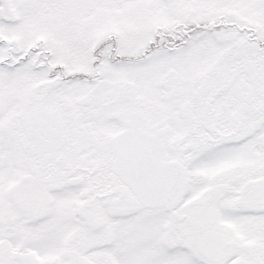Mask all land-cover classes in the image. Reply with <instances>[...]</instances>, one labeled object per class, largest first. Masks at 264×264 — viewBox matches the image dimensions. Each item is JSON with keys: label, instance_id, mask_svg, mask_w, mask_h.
<instances>
[{"label": "snow or ice", "instance_id": "obj_1", "mask_svg": "<svg viewBox=\"0 0 264 264\" xmlns=\"http://www.w3.org/2000/svg\"><path fill=\"white\" fill-rule=\"evenodd\" d=\"M0 264H264V0H0Z\"/></svg>", "mask_w": 264, "mask_h": 264}]
</instances>
